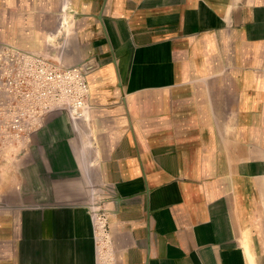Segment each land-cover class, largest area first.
<instances>
[{"label": "crops", "instance_id": "obj_1", "mask_svg": "<svg viewBox=\"0 0 264 264\" xmlns=\"http://www.w3.org/2000/svg\"><path fill=\"white\" fill-rule=\"evenodd\" d=\"M1 44L93 66L84 120L0 125V264H104L107 195L114 264H264V0H0Z\"/></svg>", "mask_w": 264, "mask_h": 264}, {"label": "built area", "instance_id": "obj_2", "mask_svg": "<svg viewBox=\"0 0 264 264\" xmlns=\"http://www.w3.org/2000/svg\"><path fill=\"white\" fill-rule=\"evenodd\" d=\"M63 52V46L50 44L42 50L0 45V125L9 139L29 138L57 111H66L73 119L86 118L88 70L85 64H68ZM102 226L100 232L96 224L98 235H105V224Z\"/></svg>", "mask_w": 264, "mask_h": 264}, {"label": "rangeland", "instance_id": "obj_3", "mask_svg": "<svg viewBox=\"0 0 264 264\" xmlns=\"http://www.w3.org/2000/svg\"><path fill=\"white\" fill-rule=\"evenodd\" d=\"M85 118H79L76 119L77 121H82ZM22 149V145L21 144H9L7 150L8 151H16L18 149ZM19 149V150H20ZM107 199L106 204L104 205V203L102 202L103 199L100 200V202L102 204H99V206L94 205L93 207H91L92 210V214L96 215V224L98 227V230L100 229L101 232V227H103L102 225L105 224V235L99 233L98 236V246L99 249L101 251V257H102V261L104 262V264H112L113 263V255H112V244H111V238H110V230H109V223H108V216L110 215L111 209L112 207L110 206V203H108V199H111V196L107 195V198L105 197V200Z\"/></svg>", "mask_w": 264, "mask_h": 264}, {"label": "water", "instance_id": "obj_4", "mask_svg": "<svg viewBox=\"0 0 264 264\" xmlns=\"http://www.w3.org/2000/svg\"><path fill=\"white\" fill-rule=\"evenodd\" d=\"M93 66V63L85 64V68L89 70Z\"/></svg>", "mask_w": 264, "mask_h": 264}]
</instances>
